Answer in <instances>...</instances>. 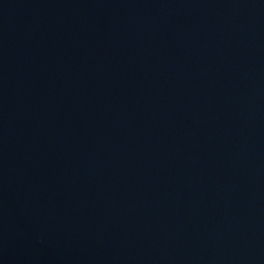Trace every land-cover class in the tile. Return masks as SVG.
Segmentation results:
<instances>
[{
  "label": "water",
  "instance_id": "95a60500",
  "mask_svg": "<svg viewBox=\"0 0 264 264\" xmlns=\"http://www.w3.org/2000/svg\"><path fill=\"white\" fill-rule=\"evenodd\" d=\"M0 264H264V0H0Z\"/></svg>",
  "mask_w": 264,
  "mask_h": 264
}]
</instances>
